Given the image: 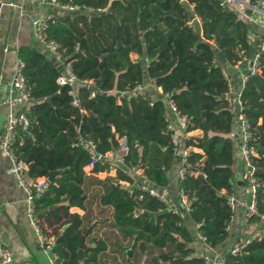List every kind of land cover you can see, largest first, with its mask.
Wrapping results in <instances>:
<instances>
[{"label":"trees","instance_id":"1","mask_svg":"<svg viewBox=\"0 0 264 264\" xmlns=\"http://www.w3.org/2000/svg\"><path fill=\"white\" fill-rule=\"evenodd\" d=\"M57 1L92 12L54 15L44 30L45 38L57 44L61 62L70 65L77 85L72 89L59 85L60 66L40 51L18 46L31 116L25 129L17 128L10 146L25 164L27 179H46L55 171L34 201L45 227L51 224L48 215L59 224L50 231L53 264H98L107 244L125 264H174L175 258H180L176 264H202L201 258L191 256L188 244L193 236L180 213L139 189L131 171L139 170L157 192L166 187L175 160L165 118L170 102L186 121L183 132L201 131L199 136L181 138L188 152L177 189L188 203L186 215L210 247L227 238L232 218L227 201L234 191V143L229 134L235 115L224 98L222 69L233 66L239 54L245 59L253 56L256 48L245 42L249 25L218 0ZM257 66L259 73L242 83L239 100L249 124L247 145L260 213L264 210V49ZM147 79L160 89L161 97L133 93ZM120 139L126 151L121 162L113 163L114 175L97 178L95 174L109 168L99 161L86 173L90 156L116 152ZM87 141L92 149L85 146ZM90 188V204L96 199L100 211L110 209V218L100 222L109 229L103 237H90V246L79 259L78 238L83 241L96 223L85 228L88 213L78 215L68 209L85 210ZM223 253L230 264H264V237L251 240L234 256Z\"/></svg>","mask_w":264,"mask_h":264},{"label":"built area","instance_id":"2","mask_svg":"<svg viewBox=\"0 0 264 264\" xmlns=\"http://www.w3.org/2000/svg\"><path fill=\"white\" fill-rule=\"evenodd\" d=\"M37 1L53 10L55 9L56 14L53 12H47L34 16L31 20L32 36L45 48L46 52L52 58V60L58 63L61 67L60 73L56 77V82L59 85H68L72 89L77 85V81L70 70V65L68 63L61 62L57 44L53 40L45 38L44 30L47 23L53 21L54 15H57V12H60L62 14L64 12H73L79 8L75 5L61 4L57 0ZM220 3L225 4L233 9V11L236 12L238 18L246 22L248 25H258L260 28H262V31L259 32V34L254 33L251 30H249L245 34L246 44L254 46L256 48L253 56L249 59H245L243 54H239V59L233 65L238 66L241 69L242 86V83L246 80L248 75H255L259 73L257 59L259 57L260 51L264 49V0H222ZM21 68L22 63L18 59H16L10 79V84L3 99V103L7 106V112L5 113L4 123L2 129L0 130V153L4 154L8 159V172L14 176L17 185L23 192L26 216L33 231L37 235L39 247L45 252H49V264H53L55 256L51 252V248L54 243V238L53 235L50 234V232L45 227L44 215L39 214V212L35 210L34 205L35 198L45 189L46 179L43 177L36 179H27L25 175V164L17 160L10 149L17 128L25 129L29 122L28 112L25 109L20 108L27 107L30 103L29 92L25 86V80L23 78ZM222 74L226 81V91L224 93V98L227 102L228 107L234 110L235 121L238 128V156L244 167V179L246 181L247 188L246 198L237 199L231 196L228 198L227 203L232 212L236 207L241 208L243 210V218L245 220H248L253 216L258 218V226L256 227V229L248 234L244 239L234 242L228 248V250L225 251L234 256L251 240H259L264 237V210L258 213L255 206L254 190L258 187V183L253 177L254 169L250 166L249 155L252 153V151L247 145V141L250 136L249 124L243 114L240 112L239 90H235L231 85L227 70L225 68L222 69ZM151 85L153 86L152 82ZM140 88L141 85H137L133 89V93L142 95V93H140ZM70 93H72L71 90ZM92 95L93 93L90 92L89 96ZM75 102V99H73L72 104H75ZM167 105L169 110L173 113L174 118L177 120L179 128L183 131L186 125V121L184 120V118L177 115L174 106L170 102H168ZM166 121L167 129L170 131V138L174 145V150L179 148V166L176 171L177 179H179L182 178L185 172L184 160L185 156L187 155L188 149L182 147L181 139L177 136V131L173 128V126L167 119ZM85 146L89 147L90 149L93 148V145L90 141H87L85 143ZM117 150L119 152V157H117L115 160L110 159L107 152L103 155L92 154L90 156L89 162L85 167L90 168L92 164L97 161H99L100 164L107 163L108 167H113V163L121 162V156L126 151L124 141H119ZM132 171L135 172L137 178L140 181L138 185L139 189L147 192L148 194L157 196L161 201H164L166 203L163 195L160 192L153 190L149 186V183L140 174L139 170ZM179 195L181 201L187 203L185 196L180 193V191ZM170 208L173 209V207L171 206ZM186 209V211H188V206ZM197 226L198 225L196 224V228ZM43 229L45 230V233L43 232ZM197 237L205 245L207 254L198 255L192 252V257L201 258L202 264H230L228 261H226L223 252L212 249L214 247H210L209 245H207L198 233ZM0 264H14L10 251L2 245L1 241Z\"/></svg>","mask_w":264,"mask_h":264},{"label":"crops","instance_id":"3","mask_svg":"<svg viewBox=\"0 0 264 264\" xmlns=\"http://www.w3.org/2000/svg\"><path fill=\"white\" fill-rule=\"evenodd\" d=\"M0 130L2 129L5 113L7 112V106L3 103V99L7 93L8 86L15 61L17 59L16 49L18 46H27L37 51L44 53L48 58H52L48 55L45 48L32 36L31 33V20L38 14L55 11L37 0H0ZM56 14V13H55ZM60 15V14H58ZM252 32L258 33L262 31L258 25H249ZM56 63V62H54ZM229 81L235 90H239L241 87V69L238 66H230L226 68ZM148 93L160 95V89L151 85L150 80H146L141 84L140 93ZM29 106V105H28ZM27 106V107H28ZM27 107H20L27 111ZM165 118L177 131L178 138L199 136L200 130H191L189 132H183L179 126L177 120L174 118L173 113L166 105ZM233 139V169H234V191L233 198L242 199L246 198V184L244 183V167L238 156V128L235 121L229 134ZM119 141H123L120 139ZM193 151L199 152L198 149L192 148ZM110 159L115 160L119 157L118 150L116 152L108 151ZM113 166V164H112ZM179 166V161L174 160L168 171V183L165 188L159 190L163 195L166 203L173 207V209L180 213L183 218V224L187 231L193 236V240L188 244V247L192 248V252L198 255H206L207 250L205 245L198 239L196 224L192 223L187 217L188 203L182 202L177 189V175L176 171ZM9 161L4 154L0 153V241L12 255L14 264H49V252H45L39 247L37 235L33 231L31 225L28 222L23 192L16 183L14 176L8 172ZM86 171V167H85ZM240 173L241 179L239 182L235 181V177ZM86 173H88V168ZM131 173L136 176L134 171ZM101 175L100 177L97 175ZM114 175V167H109L107 172H98L95 176L99 179L107 176ZM137 177V176H136ZM138 179V178H137ZM140 181L136 182L139 185ZM128 187L126 183L123 184ZM90 188L87 192V203L85 210H78L75 208H69L68 212L77 213L83 215L84 212L88 213V219L90 222L85 226L87 228L95 221V225L92 226L88 235L83 239L85 247L90 246L89 239L92 236L103 237V233L107 232L109 227L104 223H100L103 218H110V209L104 207L103 211H100V206H97L96 199L92 200L90 204ZM51 206L49 209H53ZM50 226L47 225V230L50 232L54 228L58 227V222H54L50 215H48ZM63 226V225H62ZM60 226V230L61 227ZM257 222L245 220L243 218V210L236 207L232 212V218L227 228L228 236L216 247L212 248L219 252H224L236 241L244 239L248 234L256 229ZM85 230V229H84ZM51 234V233H50ZM111 246L107 244V247L103 253L99 256L98 264H125L120 254L111 251ZM129 253H130V248ZM125 253L128 258L130 255ZM134 264V263H130ZM176 264V263H174Z\"/></svg>","mask_w":264,"mask_h":264},{"label":"water","instance_id":"4","mask_svg":"<svg viewBox=\"0 0 264 264\" xmlns=\"http://www.w3.org/2000/svg\"><path fill=\"white\" fill-rule=\"evenodd\" d=\"M219 2H221L222 0H218ZM55 11V9H54ZM77 13H82V14H85V15H91L92 12L86 8H79L75 11L72 12V14H77ZM57 14H61L60 12H57ZM57 67H59V64L58 63H54ZM158 97H161L160 95H158ZM28 116L30 117V113H28ZM178 153H179V148L175 149L174 150V158L176 160H178ZM55 174V171H52L49 173V175L46 177V182L47 183H50L52 181V178H53V175ZM241 179L240 177V173L238 171V175L235 177V181L239 182V180ZM67 225H63L61 227V230H64V228L66 227ZM57 241V239H55V242ZM85 248V245L83 244V241H82V238L81 236L78 238V248H77V257L80 259L81 258V254H82V250ZM126 252L128 253V255H130L129 253V249L126 250ZM180 261V258H175L173 259V263H177Z\"/></svg>","mask_w":264,"mask_h":264},{"label":"rangeland","instance_id":"5","mask_svg":"<svg viewBox=\"0 0 264 264\" xmlns=\"http://www.w3.org/2000/svg\"><path fill=\"white\" fill-rule=\"evenodd\" d=\"M86 171H87V168H86ZM97 176H99V177H100L101 175H99V174H98Z\"/></svg>","mask_w":264,"mask_h":264}]
</instances>
